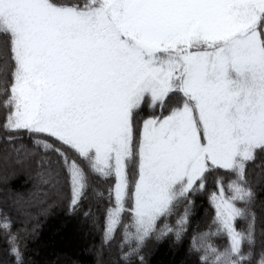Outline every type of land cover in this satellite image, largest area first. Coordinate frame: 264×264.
<instances>
[{
	"label": "snow or ice",
	"instance_id": "6c2138e0",
	"mask_svg": "<svg viewBox=\"0 0 264 264\" xmlns=\"http://www.w3.org/2000/svg\"><path fill=\"white\" fill-rule=\"evenodd\" d=\"M0 132L3 181L33 178L0 210L15 264L30 221L90 197L84 217L120 264L168 237L196 264H264L249 179L264 156V0H0ZM205 194L209 223L189 235Z\"/></svg>",
	"mask_w": 264,
	"mask_h": 264
},
{
	"label": "trees",
	"instance_id": "16d2710c",
	"mask_svg": "<svg viewBox=\"0 0 264 264\" xmlns=\"http://www.w3.org/2000/svg\"><path fill=\"white\" fill-rule=\"evenodd\" d=\"M3 133L0 132V157L3 156ZM249 179L254 187L255 198L251 212L255 215L257 242L264 239V156H258L255 166H249ZM4 171L0 166V210L11 209V201H5L8 189L21 192L25 196L33 187V178L24 171H17L9 176L7 183L2 179ZM107 188V185H102ZM89 204L95 212V198L90 197L78 212H70L65 202H57L48 208L45 214L37 215L30 221L28 228L35 225L34 235H30L25 243L24 264H120L119 250L111 249L101 243L102 232L86 220L84 212ZM96 215H100L96 213ZM212 210L208 205L206 194L196 198L191 217L189 235L193 228L197 230L207 227ZM238 228L246 227L245 221H236ZM217 245L226 240L215 239ZM145 264H196V257L188 252V240L174 243L171 237L159 241L153 239L143 250ZM15 264L8 253L7 245L0 238V264Z\"/></svg>",
	"mask_w": 264,
	"mask_h": 264
},
{
	"label": "rangeland",
	"instance_id": "374dc122",
	"mask_svg": "<svg viewBox=\"0 0 264 264\" xmlns=\"http://www.w3.org/2000/svg\"><path fill=\"white\" fill-rule=\"evenodd\" d=\"M5 261H6V260H3V259H2V264H5Z\"/></svg>",
	"mask_w": 264,
	"mask_h": 264
}]
</instances>
